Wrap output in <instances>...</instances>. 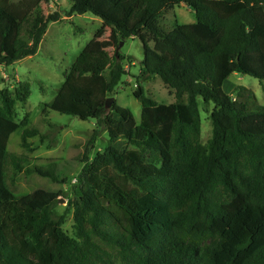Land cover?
<instances>
[{
	"label": "trees",
	"instance_id": "16d2710c",
	"mask_svg": "<svg viewBox=\"0 0 264 264\" xmlns=\"http://www.w3.org/2000/svg\"><path fill=\"white\" fill-rule=\"evenodd\" d=\"M71 2L68 17L92 14L112 40L75 58L43 114L94 120L107 146L91 161L27 167L28 157L7 144L20 127L23 149L38 134L28 116L16 121L29 84L0 90V264H264V106L244 87L222 90L235 73L264 81V0ZM180 5L195 22L161 25V12ZM31 8L0 0V67L35 55L59 21L40 22ZM128 39L143 50L132 92L139 124L115 100L105 108L126 75L116 50ZM154 77L173 102L145 95L141 83ZM198 99L213 105L206 142ZM72 162L83 167L62 214L55 209L64 190L14 195L19 174L66 185ZM69 209L73 237L62 228Z\"/></svg>",
	"mask_w": 264,
	"mask_h": 264
},
{
	"label": "rangeland",
	"instance_id": "374dc122",
	"mask_svg": "<svg viewBox=\"0 0 264 264\" xmlns=\"http://www.w3.org/2000/svg\"><path fill=\"white\" fill-rule=\"evenodd\" d=\"M13 5H25L31 8V16L40 22L49 16L57 14L59 21L49 23L45 35L35 55L24 58L7 67H0V90H12L17 81L29 84L30 95L25 104L15 107L16 121L28 116L29 126L36 129L38 134L28 139L30 149L21 147L23 128L14 132L8 141L7 151L12 154H24L28 157L27 167L43 166L48 163L61 165L72 159L87 157L91 161L97 153H102L107 146V133L98 126L96 121H81L77 118L62 115L53 111L43 114V105L49 103L56 90L63 83L68 68L75 58L86 52L90 46H99L103 41H111L109 29H103L100 19L92 14H72L68 17L71 0H48L35 4L36 0H10ZM194 13L186 6L180 5L174 9H166L160 14V24L172 28L175 25L191 24L195 22ZM25 38V37H24ZM124 57L123 67L126 75L122 77L121 84L115 91V103L128 109L136 122H140V103L133 97L136 89V77L139 75L140 62L143 59L142 45L137 39H128L119 48ZM131 57L132 64L127 58ZM145 95L163 103L174 101L159 77H154L141 83ZM244 87L251 90L258 101L264 106V81L241 74H232L223 84L222 90L229 95L235 88ZM201 116V138L203 142L211 135L210 112L212 103L204 105L198 99ZM93 131L97 132L94 144H89ZM71 172L66 185H57L35 174L24 176L19 174L14 186V195H26L33 190L41 188L48 191L64 190L67 197L60 198L56 212L62 214L67 208L66 199L70 197L71 188L77 184L72 183L77 178L83 165L72 162L69 165ZM64 232L73 237L72 209L66 214L62 226Z\"/></svg>",
	"mask_w": 264,
	"mask_h": 264
},
{
	"label": "water",
	"instance_id": "95a60500",
	"mask_svg": "<svg viewBox=\"0 0 264 264\" xmlns=\"http://www.w3.org/2000/svg\"><path fill=\"white\" fill-rule=\"evenodd\" d=\"M122 44H123L122 42L119 44V47H118V49L116 50V53L118 52V50H119L120 46H122ZM113 101H114L113 98H108V99L106 100V102H105V108H106V109H110V107H111ZM63 202H64V200H60V201H59V203H63Z\"/></svg>",
	"mask_w": 264,
	"mask_h": 264
},
{
	"label": "built area",
	"instance_id": "2783aa9c",
	"mask_svg": "<svg viewBox=\"0 0 264 264\" xmlns=\"http://www.w3.org/2000/svg\"><path fill=\"white\" fill-rule=\"evenodd\" d=\"M72 183H74V184H75V183H76V179H74Z\"/></svg>",
	"mask_w": 264,
	"mask_h": 264
}]
</instances>
